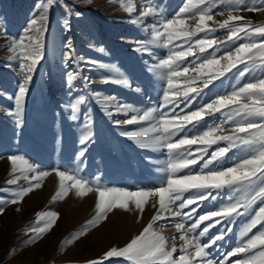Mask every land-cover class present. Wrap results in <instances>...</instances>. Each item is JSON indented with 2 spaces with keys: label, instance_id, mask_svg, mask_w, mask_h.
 Segmentation results:
<instances>
[{
  "label": "snow or ice",
  "instance_id": "snow-or-ice-1",
  "mask_svg": "<svg viewBox=\"0 0 264 264\" xmlns=\"http://www.w3.org/2000/svg\"><path fill=\"white\" fill-rule=\"evenodd\" d=\"M57 4L64 10L62 29L71 31L73 15L79 18L82 13L64 0H43L37 14L29 20L23 34L13 39L9 49V61L18 65L22 75L15 95L10 97L13 108L8 112L17 127H22L29 90L47 55L50 13ZM120 6L130 22L147 34L135 41L134 51L151 60L155 49L167 50L158 60L145 65L147 72L157 76L164 85L160 103L137 108L117 96L95 91L92 88L95 81L84 74L81 65L109 69L111 75L103 77L101 83L116 84L136 93L141 89L134 87L128 76L115 66L78 56L73 42L68 40L64 45L63 63L73 71L67 72L64 80L69 99L63 108L68 119L78 123L77 157L81 162L96 139L91 107L95 103L115 128L121 130L120 134L140 149L166 153L165 166L160 168L162 180L147 189L129 190L99 184L93 189L79 175V168L74 172L60 167L41 170L24 156L11 155L8 157L10 178L0 187V215L7 206L23 203L29 193L42 187L44 179L54 173L58 189L52 201L64 199L73 189L78 197L94 190L98 193L95 216L64 241L67 245L106 220L113 209L128 211L134 205L142 218L149 198L155 201V214L138 234L123 247L112 246L87 264H110L113 259H123L128 264H264V23H253L239 14L264 12V0L256 3L181 0L168 16L155 0H146L143 6L139 0H120ZM217 7L227 9L225 19H215L213 10ZM188 21L195 23L190 25ZM218 31L226 32L225 39L216 38ZM226 46L223 55H218ZM98 51L103 53L105 49L101 47ZM229 75L237 81L230 91L215 95L192 110L191 106L205 90ZM80 81L82 84L77 89ZM119 116L124 118H115ZM218 117L220 123H208L209 118ZM228 125L231 127L227 128ZM213 146L215 150L209 155ZM233 149L243 155L229 165L228 154ZM21 180L27 183L22 185ZM209 200L221 203L213 205L214 210L205 211ZM20 210L16 208L17 212ZM58 216L55 211L37 212L36 222L25 229L32 233L25 244L34 243L48 233ZM241 217L247 219L237 234L235 246L214 259L211 249L233 231L232 225ZM158 223H173L182 243L177 246L176 236L169 238L156 231ZM217 226H220L217 232L210 235ZM15 251L12 249L9 255Z\"/></svg>",
  "mask_w": 264,
  "mask_h": 264
},
{
  "label": "rangeland",
  "instance_id": "rangeland-1",
  "mask_svg": "<svg viewBox=\"0 0 264 264\" xmlns=\"http://www.w3.org/2000/svg\"><path fill=\"white\" fill-rule=\"evenodd\" d=\"M42 2L43 0H0V33H6L0 35V187L5 186L6 180L10 178L11 165L8 157L11 155L24 156L31 163L39 165L41 170L60 167L62 170L74 172L79 168V175L87 179L93 189L97 184L105 187H125L129 190L141 187L147 189L157 185L163 178L160 168L165 166V152L140 149L133 141L121 135V130L116 129L100 106L93 103L91 107L95 118L96 139L81 162L77 157L80 150L78 123L69 120L63 108V104L69 99L64 80L67 72L73 71L71 66L63 63V52L66 50L64 45L68 40L73 42L78 56L90 58L98 64L115 66L119 72L128 76L134 87L141 89V92L136 93L116 84L101 83L103 77L111 75L109 69L93 68L90 64L81 65L84 74L95 81L92 85L95 91L117 96L137 108L160 103L164 85L157 76L147 72L145 65L158 60L167 50L155 49L151 60L149 56L134 51L135 41L144 39L147 34L130 22L120 6V0H64L82 13L79 18L73 15L71 31H64L61 27L63 8L57 4L51 9V28L46 37L47 55L41 62L29 90L22 127H17L14 117L8 114L9 109L13 108L10 97L15 95L22 79L18 65L9 61V49L13 39L23 34ZM250 2L256 3L257 0ZM139 3L143 6L146 0H139ZM155 3L168 16L177 9L181 0H155ZM222 11L224 15L219 14ZM239 14L253 23H264V12L243 11ZM213 15L215 19L223 20L226 18L227 9L217 7L213 10ZM188 23L194 25L195 21ZM226 35L224 31L215 34L219 40L225 39ZM101 47L105 49L103 53L98 51ZM226 48L227 46L221 49L218 55H223ZM236 83L231 75L216 81L215 87L205 90V94L193 103L192 110L215 98V95L230 91ZM81 84L82 81L77 82V89ZM208 123H220V118H209ZM230 127L231 125L227 126ZM213 150L215 146L209 149V155ZM242 155L243 153L233 149L228 154L229 165L232 160ZM19 183L23 185L27 182L21 180ZM57 189L58 178L52 173L44 179L42 187L33 190L24 198L23 203L7 206L4 214L0 215V264H87L88 260L100 257L112 246L123 247L155 214V201L152 198L146 202L142 218L134 205H130L128 211L113 209L107 214L106 220L90 228L86 235L74 240L71 245H67L64 241L95 216L98 193L94 190L85 197H78L73 189L64 199L52 201ZM219 203V200H209L205 203L204 210H214L212 206ZM16 208L21 210L17 212ZM39 211H55L59 214L58 220L42 238L25 244L32 235L25 229L36 222V213ZM246 219L238 218L232 225L233 231L211 249L214 259L220 258L224 251L235 246L237 234ZM219 227L214 228L210 235H214ZM155 230L169 238L176 236L177 246L182 243L173 223H158ZM14 248L15 253L9 255ZM110 264L128 262L113 259Z\"/></svg>",
  "mask_w": 264,
  "mask_h": 264
}]
</instances>
